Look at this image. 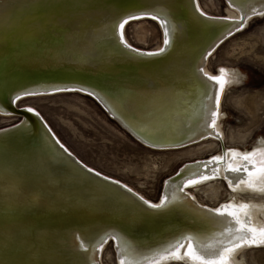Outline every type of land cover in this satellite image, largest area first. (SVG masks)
<instances>
[{
	"label": "bare ground",
	"instance_id": "bare-ground-1",
	"mask_svg": "<svg viewBox=\"0 0 264 264\" xmlns=\"http://www.w3.org/2000/svg\"><path fill=\"white\" fill-rule=\"evenodd\" d=\"M82 2L85 0H6L8 8L0 13V30L5 33L18 34L19 40L10 52H5L0 57V114L4 116L17 115L20 116V120L0 129V147L3 148L6 188L8 186L7 164L10 157H22L29 161L28 166L18 177L19 183L27 190V192L19 194L21 199H26L28 192L34 195L43 193L49 197H71L77 201L87 200L90 202V206L84 208L75 206L69 211H50L39 206L17 210L15 197L10 198L9 195H6L3 207L0 208V233L7 232L16 226H25L30 232L39 233L35 241L36 252L39 253L43 249V253L48 257L54 255V249L70 252L74 244L78 243L75 236L79 235L85 238L92 248L98 250L95 255L98 264H102L100 256L102 248L108 241H112L115 243L119 264L122 258L132 261V264H155V260H159V256H156L154 260V253L167 247L170 243H175V239L180 238V233L176 229V218L142 216L136 218L135 221L122 218L107 210L104 201L105 199H125L123 189H117L115 185L98 180L91 175L82 176L81 181L75 185L63 183L58 186L52 182V177L59 175L63 179L68 172L72 171L69 162L64 159L58 145L47 138L46 129L41 121L34 114L24 111L27 106L19 107L17 103L8 104L9 97L12 95L10 90L18 87L26 88L29 91L39 93L38 96L51 95L56 88H83L84 91L90 92L93 91V88L89 87L90 85L98 86L96 91H99L100 88L118 84L138 85L153 74L157 76L176 75L180 86L187 90L183 100L180 101L181 104H185V101L188 102L185 104V107L188 108L186 119L193 125L195 132H201L203 131V123L197 120L196 115L198 100L205 88L211 90V83L205 84L193 75V72L207 45L211 43L214 36L225 31L227 26L213 24L199 18L197 9L206 13L199 0H169L176 16L184 22L183 34L163 56H135L122 50L118 31L114 34L111 19L99 15L91 9L73 7V5H79ZM86 2L94 5L109 2L120 7L131 8L137 4H150L152 0H86ZM37 3L44 5L63 4L64 7L49 9L47 15L38 16L35 7ZM226 11L227 16L236 17L240 15L234 5H228ZM134 14L145 15L143 12ZM154 14L149 13V15ZM140 31V36L144 38L147 31L142 27ZM124 39L130 44L125 34ZM162 46L163 44L160 45V47ZM92 49L96 50L97 55L90 54ZM139 50L141 52L157 51ZM207 63L208 60L202 65L205 71L209 72L210 75H220L219 71L217 73L212 72L207 67ZM221 67L225 69V79L229 81L234 72L238 71L225 66ZM227 88L228 85H226ZM84 91L80 92L84 93ZM65 92L67 91L59 93ZM19 94L22 95V93ZM101 95H103L102 92ZM94 99L123 129L148 147L153 141L157 142V147L153 149H176L181 147L174 145L188 146L193 144L173 131L167 122L156 125L144 124L132 119L127 112L108 111V105L103 100ZM104 99L107 100L108 97L105 96ZM109 103H111L110 100ZM180 111L183 113V108ZM223 117L221 110L216 127V131L223 136V141H219L220 143L225 140L222 127ZM21 121H27L25 127L15 129L14 126L19 125ZM44 121L47 122L45 119ZM48 126L52 128L49 124ZM5 131L7 132L6 135L4 134ZM52 132L54 133L53 130ZM203 134L207 137L208 142L211 140L212 143L216 140L214 137L208 136L207 132ZM185 135H193V133L186 131ZM55 136L59 139L56 134ZM194 139L198 140V144L202 143L198 136ZM229 149H235L239 154L250 152L248 150L241 151L239 147H229L225 152L222 144V151L220 149L215 155L223 156L224 159L218 165L210 166L218 168L216 178L184 189L190 196H195L197 204L204 205L190 189L197 188L200 190V186L204 184L225 180V170L229 163L233 166L244 163L239 155L233 158L232 153L228 151ZM255 149L257 150V147ZM73 156L79 159L74 153ZM211 156L214 154L208 158H199L185 164L194 165L196 161H208ZM255 159L259 163L264 160V154L257 151ZM200 171L202 169L193 166L188 169L185 176L197 178L193 174ZM205 174L211 175L212 173L206 172ZM111 179L116 180L112 177ZM229 179L234 180L233 187L228 186L231 190V198L220 200V202L237 206L248 205L246 212L250 217L251 225L257 229L264 228V191L249 189L244 184L237 186L236 179H248L246 176H239L236 179L229 176ZM252 179L257 189H264V179L255 176ZM260 180L263 183L261 187L258 186ZM206 185L202 189L205 188L207 194L218 196L214 187L211 186L206 190ZM176 187V184L168 185L167 194L169 196L174 194ZM132 189L134 192H138L134 188ZM243 194H250V198L243 197ZM145 199L147 198L145 197ZM244 215L245 210L240 211V216L243 217ZM121 229L123 231H120ZM220 230L219 227L209 225L200 238L201 243H215L218 238L216 234ZM117 236H119V246L114 239ZM182 242L186 248L188 241ZM138 244L146 245L148 248L140 252L132 251ZM246 249L243 248L238 250V253H234L230 264L234 262L245 264L244 257L240 255ZM89 256H92L91 251ZM183 262L190 263L187 260ZM167 263L171 262L160 261V264Z\"/></svg>",
	"mask_w": 264,
	"mask_h": 264
},
{
	"label": "snow or ice",
	"instance_id": "snow-or-ice-1",
	"mask_svg": "<svg viewBox=\"0 0 264 264\" xmlns=\"http://www.w3.org/2000/svg\"><path fill=\"white\" fill-rule=\"evenodd\" d=\"M230 6L234 5L240 15L236 17L221 16L210 17L205 12L198 11L199 18L210 21L217 25H226L225 31L214 36L211 43L207 45L205 51L201 54L199 63L195 66L193 75L201 79L205 84L211 83V90L205 88L198 100L197 120L202 121L203 131L195 132L193 125L188 122V108L185 104H181L187 90L180 86L176 75L157 76L155 74L134 86L115 85L105 88L98 86H89L93 91H84L81 89L56 88L54 93L84 91V94L93 98H99L108 105V111L119 110L127 112L134 120H138L144 124H162L167 122L169 127L179 136L186 138L189 143H198L194 137L198 136L199 140H206L203 134L207 132L208 136L214 137L218 141H223V136L216 131L217 121L221 112L222 99L226 95V85L229 87H245L248 86V76L246 72L236 71L232 79H225V69H219L220 75H210L205 71L202 65L206 60H210L214 54L225 47L238 34L246 33L256 28L264 30V0H228ZM36 14L47 15L49 9H59L64 7L63 4H40L37 3ZM77 9H91L99 15L107 16L113 21L112 27L114 34L119 35V41L122 50L129 55L135 56H163L170 48L179 40L184 32V22L179 19L169 0H152L150 4H137L131 8H124L118 5L106 2L104 4H89L82 2L79 5H73ZM8 5L6 0H0V13L6 11ZM143 12L145 15L138 16L134 13ZM149 13H155L149 15ZM126 17V18H125ZM141 19H150L156 21L161 31L163 46L157 51L141 52L138 48H134L131 44L124 40V29L126 25L130 26L133 21ZM19 35L16 33H5L0 30V57L5 52H10L13 46L18 42ZM91 55H97L95 49L91 50ZM264 69V64L260 65ZM240 68V65H237ZM213 71H216L213 68ZM259 88L264 90V80L261 81ZM12 95L9 97L8 104L14 105L17 102L23 103L24 100L36 97L39 93L32 92L26 88H15L10 90ZM101 92L103 95H101ZM19 93H22L19 94ZM108 99L105 100L104 97ZM109 100L111 103H109ZM183 108V113L180 109ZM27 113L34 114L46 129L48 139L54 141L58 145L64 159L69 162L72 169L63 179L57 175L52 177V182L58 186L63 183L78 184L82 176H93L98 180L108 182L115 185L117 189H123V200L105 199L104 205L107 210L121 216L125 219L135 221L136 218L142 216L153 217H174L177 220L176 229L180 233V238L175 239V243L168 244L167 247L154 253L153 259L159 256V260H155V264L160 261L183 262L189 261L190 264H230L232 255L238 253L243 248H259L264 247V228L257 229L250 223V217L247 215L246 209L248 205L241 204H222L219 207L208 208L205 205L196 203L195 196H190L185 188H191L204 181L216 178L218 168L210 167L218 165L224 158L223 156H211L208 161H196L194 165L183 164L174 171V174L165 173L160 177L163 186V193L157 197L158 202L153 203L151 199H145V196L139 192H134L128 184H122L119 179L112 180L110 176L103 175L102 171H96L94 167H88L81 159L73 156L59 139L52 132V128L44 121V117L35 107H27L24 109ZM27 121H21L19 125H15V129L23 128ZM192 132L193 135H185V132ZM5 135L7 132L5 131ZM176 147H186L185 145H174ZM151 148L157 147V142L153 141ZM232 157L237 155L243 160V164L233 166L231 163L226 168L224 179L230 188L233 187V179L239 176H246L248 179H236V184L246 185L249 189L256 191H264L257 189L253 181V177H261L264 179V160L259 163L255 157L258 150L239 154L235 149H229ZM29 161L17 156H11L7 164L8 186L5 187L4 177V159L3 148L0 147V208L3 207V201L6 195L15 197L17 210L27 209L29 207H44L50 211H69L75 206L88 207L90 202L87 200H74L71 197L63 198L57 196H47L46 194L34 195L28 192L26 199L20 198V193L27 192L19 183L18 177L21 172L28 166ZM195 166L202 171L193 174L197 178L186 177L185 173L189 168ZM211 172V175L205 174ZM167 176L165 179L164 177ZM176 184V192L169 196L167 194V186ZM233 191L235 189L233 188ZM191 205V207H189ZM245 210V215L240 216V211ZM209 225L219 227L221 230L216 234L215 243H201V236L207 230ZM120 231H123L121 229ZM187 233V234H185ZM39 233L30 232L25 226H16L7 232L0 233V264H98L95 255L98 250L91 247L85 238L77 235L70 252L61 249H54V255L48 257L41 252H36V239ZM119 246V236L114 237ZM187 240V247L182 241ZM146 245H136L132 249L134 252H140L147 249ZM183 250V253H182ZM92 256H89V252ZM127 251V250H126ZM120 264H132V261L122 258Z\"/></svg>",
	"mask_w": 264,
	"mask_h": 264
},
{
	"label": "rangeland",
	"instance_id": "rangeland-1",
	"mask_svg": "<svg viewBox=\"0 0 264 264\" xmlns=\"http://www.w3.org/2000/svg\"><path fill=\"white\" fill-rule=\"evenodd\" d=\"M199 1L207 14L227 15V0ZM141 27L147 31L144 38L139 34ZM123 31L128 42L136 48L158 50L162 44L163 37L156 21H133ZM261 64H264V30L259 28L238 34L208 60L207 67L214 73L225 66L246 72L249 78L248 86H228L226 89L221 105L225 140L221 143L213 139L212 143L211 140H202L203 144L193 143L183 148H150L123 129L97 100L77 91L36 96L23 103L17 102V105L35 107L40 111L60 141L88 166L102 171V175L119 179L147 199L158 202L157 197L163 187L160 181L162 175L174 174L179 166L189 161L217 154L220 149L222 151V144L225 152L229 147H239L241 151L250 152L257 147L264 154V90L258 87L264 80ZM19 120L20 116L17 115L0 114V129ZM205 185L200 186V190L190 189L204 205L217 207L223 203L220 200L231 198V190L225 180L206 185V190L214 187L218 196L207 194L205 188L202 189ZM262 185L260 180L258 186ZM249 195L243 194V197L250 198ZM100 256L102 264H119L115 243L112 241L105 244ZM240 256L244 257L245 264H264V247L247 248Z\"/></svg>",
	"mask_w": 264,
	"mask_h": 264
},
{
	"label": "water",
	"instance_id": "water-1",
	"mask_svg": "<svg viewBox=\"0 0 264 264\" xmlns=\"http://www.w3.org/2000/svg\"><path fill=\"white\" fill-rule=\"evenodd\" d=\"M163 193V187H162V189H161V193H160V195Z\"/></svg>",
	"mask_w": 264,
	"mask_h": 264
}]
</instances>
